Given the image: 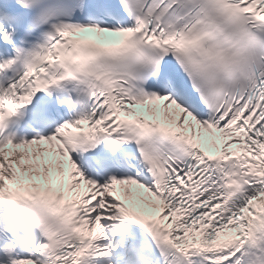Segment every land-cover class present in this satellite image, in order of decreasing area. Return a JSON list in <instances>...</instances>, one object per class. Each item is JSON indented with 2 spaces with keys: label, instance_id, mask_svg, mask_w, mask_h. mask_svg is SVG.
<instances>
[{
  "label": "snow or ice",
  "instance_id": "obj_1",
  "mask_svg": "<svg viewBox=\"0 0 264 264\" xmlns=\"http://www.w3.org/2000/svg\"><path fill=\"white\" fill-rule=\"evenodd\" d=\"M0 264H264V0H0Z\"/></svg>",
  "mask_w": 264,
  "mask_h": 264
}]
</instances>
